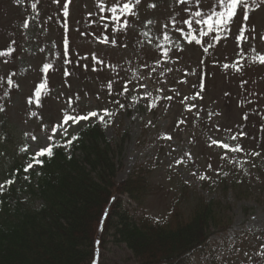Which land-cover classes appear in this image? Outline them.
I'll return each instance as SVG.
<instances>
[{
  "label": "rangeland",
  "instance_id": "rangeland-1",
  "mask_svg": "<svg viewBox=\"0 0 264 264\" xmlns=\"http://www.w3.org/2000/svg\"><path fill=\"white\" fill-rule=\"evenodd\" d=\"M64 3L0 0V51L15 49L12 56L0 57V108L16 133V147H27L25 153L32 156L49 143L51 127L65 111H72L69 99L80 114L107 108L115 115L107 127L102 125L105 136L113 140L125 131L128 135L118 158L121 167L116 181L127 179L137 168L145 178L140 203L122 196V207L129 215L158 222L176 201L185 211L192 197L216 200L229 211L225 216L231 218L230 226L211 234L206 252L194 255L193 264H264V65L254 62L258 53L264 55L260 39L264 0H248L246 42L238 44L235 39L242 24L238 12L230 31L220 33L227 39L216 42L212 40L215 33L198 37L211 41L207 52V43L188 44L181 35L180 29L187 31L181 17L188 13L180 12L184 5L176 0H142L139 5L132 0L135 15L122 16L120 21L109 11H100L101 0H71L67 17ZM104 3L110 7L113 0ZM150 3L157 7L149 9ZM212 5L213 0H205L201 10L207 13ZM124 21L128 27L117 31ZM105 37L109 43L101 42ZM65 39L69 43L66 56ZM45 63L53 65L47 74L48 92H42L39 106L29 105L28 99H34L37 86L45 80ZM225 64L230 67L225 69ZM65 70L70 75L65 76ZM193 70L195 75H185ZM8 79L19 87H9ZM197 93L203 98H195ZM151 104L155 107L150 108ZM85 123L65 126L67 136L58 130L55 142L67 150L63 145ZM88 123L99 122L93 118ZM242 131L247 134L243 139L239 137ZM233 135L237 140L231 139ZM212 140L240 144L244 151L229 152L211 145ZM29 163L23 161L25 166ZM199 175L207 179L200 180ZM97 242L91 264L94 260L97 264H136L124 244L108 238L105 248H100Z\"/></svg>",
  "mask_w": 264,
  "mask_h": 264
},
{
  "label": "trees",
  "instance_id": "trees-1",
  "mask_svg": "<svg viewBox=\"0 0 264 264\" xmlns=\"http://www.w3.org/2000/svg\"><path fill=\"white\" fill-rule=\"evenodd\" d=\"M88 125L67 150L57 147L43 167L25 172L23 161L32 156L16 147L0 112V264H91L96 241L105 248L108 238L124 244L136 264H193L211 234L230 226L226 207L201 197H192L185 211L174 202L158 222L129 215L122 196L140 203L146 183L141 168L116 181L128 135L112 140L101 124Z\"/></svg>",
  "mask_w": 264,
  "mask_h": 264
},
{
  "label": "snow or ice",
  "instance_id": "snow-or-ice-1",
  "mask_svg": "<svg viewBox=\"0 0 264 264\" xmlns=\"http://www.w3.org/2000/svg\"><path fill=\"white\" fill-rule=\"evenodd\" d=\"M18 2V0H17ZM54 2L59 3V0H54ZM142 2V0H135V5H139ZM205 2V0H176V3L178 5H184V7L180 8V12H187L188 17H181L182 22L184 25L187 26V31L185 32L184 29H180L179 31L181 32V35L186 37L187 43L192 44L195 42V44L200 45L203 43H207L208 47L204 48V52H207L210 47H212L211 41H203L198 37H208L210 34L215 33L214 36H212V40H215L216 42H220L221 40L227 39V36H221V32H228L230 31V26L234 23V19L237 17L238 12L242 16V24L239 28V35L235 37L236 42L239 44L241 41L246 42L247 37L245 36V32L248 31V24L247 21L249 20V13L251 11L249 7L248 0H213V5L209 7L208 12H204L201 10V5ZM71 3V0H65V3L63 4V9H64V17H67L69 15L68 7L69 4ZM100 9L101 12L104 11H109L112 14V17L116 21H120L122 16L128 15L132 16L135 15L133 11V4L132 0H128V2L121 4L120 0H113V3L110 7H106L104 0H101V3L97 5ZM149 9H155L157 5L155 3H150L147 5ZM32 8L36 9V3L32 4ZM103 18V17H102ZM149 24L152 23L151 20L148 21ZM173 26H175V18H173ZM194 25H202L203 27L197 29L194 27ZM29 25L27 22L23 24L24 28H27ZM128 27L127 21H124V23L121 25L120 29H117V31H123L125 28ZM167 27V25H165ZM105 28H107V25H105ZM252 31H255L253 28ZM198 33V34H197ZM254 38V37H253ZM165 40H169L170 37L165 34L164 35ZM260 39L264 40V36H261ZM102 43H109V40L107 37H105L102 41ZM111 43L115 45V40H112ZM179 48V46H177ZM180 51H183V49H179ZM69 51V43L67 39L64 41V55L66 56ZM255 51V49H253ZM15 52V49L9 48L8 51H0V57H5V56H12L13 53ZM165 56L168 55V52L165 51L163 53ZM93 59H96L93 57ZM7 62V61H5ZM97 63H101V61L97 60ZM254 62H257L259 64L264 65V55L257 54L256 57H254ZM202 63V62H201ZM87 67V65H85ZM225 69L229 68L230 66L228 64L223 65ZM234 70L236 72H240L241 68L237 67L236 65H232ZM53 68V65L50 63H45L43 65L42 71L45 74V80L44 82L40 83L35 92H34V99L30 97L27 101L29 105L33 104L34 102L36 103L37 106L40 104V98L42 95V92L46 95L48 92L47 89V74L49 71ZM95 70V69H93ZM192 74L195 75V71L193 70L191 73H185V75ZM65 76L70 75V73L65 70L64 72ZM3 79V78H0ZM185 81H181V83H184ZM7 84L9 87H19L18 84H14L12 79L7 80ZM109 89V95L112 94V85H108ZM204 84H203V77H201V84H200V92L202 93L204 91ZM124 91H127V87H124ZM123 94V93H120ZM99 99V97H97ZM202 99L203 97L200 95V93H197V97ZM166 99L171 100L172 97L168 96ZM117 104H119V101H116ZM120 108H124L123 104L119 105ZM149 107H155V104L149 105ZM192 107H195V105H192ZM192 107L188 108V111L192 110ZM68 108L71 109V112L65 111L62 116V120L58 122L57 124H54L51 127V134L47 136V140L49 143H47L44 147L39 148L34 155L31 157V161L27 167L24 168L25 172H28L30 169L33 168L34 165H39L40 167H43L45 163V159L47 158L48 160H51L55 156V149L57 147H60L61 145H58L55 142V138L57 135V131L59 130L61 136H67L68 134V127H71L73 125L80 124L81 121L86 122L84 127H88L89 125L87 124L88 121L92 120L93 118H96V120L103 125L104 127H107L110 123L111 117L115 115V113L109 111L107 108L102 109L101 112H97L95 110L89 111L84 114H80L76 112V109L73 107L72 100L69 99L68 101ZM4 111L3 108H0V112ZM75 113V114H72ZM33 116L36 115L35 112L32 113ZM108 117L109 119H105ZM243 119L247 120L248 117L245 115ZM71 122V124L69 123ZM183 123V121H181ZM68 126V127H65ZM43 130V129H42ZM27 135V134H26ZM247 135L243 131L239 134V137L243 139V137ZM165 139L171 140V136H165ZM31 139L33 141L37 140V137L35 135L31 136ZM80 137L78 135H73L71 139L67 140V143L63 145V147L68 148L70 147L74 141H78ZM232 140H237V136L233 135L231 137ZM211 145H216L222 149H226L229 152H235V153H240L243 152L244 149L240 144L236 145H229L228 143H224L222 141H217V140H212ZM210 145V146H211ZM22 152H27L28 149L27 147H23L20 149ZM189 156V159H191V155L187 154ZM255 155H259V153H255ZM181 164H183V161H180ZM210 167V166H209ZM39 174V173H37ZM192 175H197V173L193 172ZM27 179V177H25ZM200 180H205L207 179L206 176L204 175H199L198 177ZM15 181L14 180H8L6 181L7 185L13 184ZM5 185L0 184V191L4 189ZM99 243V241L97 242ZM98 255V254H97ZM247 255V253H245ZM93 264H97V261L94 260Z\"/></svg>",
  "mask_w": 264,
  "mask_h": 264
}]
</instances>
